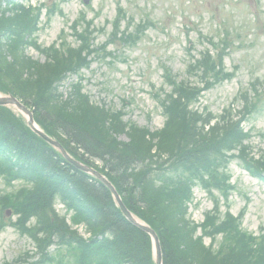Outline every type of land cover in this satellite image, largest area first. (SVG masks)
Wrapping results in <instances>:
<instances>
[{"label": "trees", "instance_id": "16d2710c", "mask_svg": "<svg viewBox=\"0 0 264 264\" xmlns=\"http://www.w3.org/2000/svg\"><path fill=\"white\" fill-rule=\"evenodd\" d=\"M2 1L0 91L22 99L34 109L36 121L49 135L59 139L75 158L108 176L127 207L157 232L164 264H264L263 244L239 231L231 214L220 224L216 215L203 224L206 236L226 234L224 246L216 253L204 245L202 238H195L197 226L188 218L187 203L197 181L225 196L232 188L221 170L228 163L226 151L236 149L243 139L238 127L224 135L220 126L205 132L198 126L197 114L188 111L190 97L178 94L170 107L172 119L166 130L149 139V131L132 125L126 132L130 142H119L113 134L124 133L126 126L118 115L94 110L79 91L68 101L54 92L53 83L58 75L70 67L79 69L83 64L71 56L63 65L58 54L53 57L54 63L45 66L27 60L23 52L26 34L23 17L27 12L22 10L18 14L14 9L16 16L6 18ZM90 40L89 37V48L85 47L88 56L94 52ZM67 54L81 58L76 51ZM206 64L222 73L221 58L206 60ZM193 91L195 97L198 91ZM154 147L156 155L152 154ZM11 154L19 164H13ZM97 160L102 162L101 167L95 164ZM0 170L9 183L22 180L33 185L6 196L1 206L3 211L11 208L19 215L16 226L39 242L42 259L27 264H71L63 250L77 264H153L151 237L125 219L110 191L63 160L3 107H0ZM166 173L173 175L169 177ZM57 195L76 212L75 224H87L94 236L88 244L80 243L55 214L53 200ZM32 218L36 226L27 228ZM52 244L56 245L55 254L47 252ZM193 251L197 252L195 257L191 255Z\"/></svg>", "mask_w": 264, "mask_h": 264}, {"label": "rangeland", "instance_id": "374dc122", "mask_svg": "<svg viewBox=\"0 0 264 264\" xmlns=\"http://www.w3.org/2000/svg\"><path fill=\"white\" fill-rule=\"evenodd\" d=\"M55 0H25L26 3L51 4ZM116 0H88L85 5L89 17L97 12V26L105 24L116 16ZM130 14L138 21L140 16H151L161 24V29L148 31L147 36L134 49L126 51V62L118 63L114 68L105 64H94L92 70L85 73L86 92L96 103H106L114 109L123 108L126 101L131 102L126 109L127 121L148 126L152 130L160 129L165 119L161 109L153 97V87L160 88L163 84V63L168 64L176 75L182 77L188 63V41L196 44L193 55L199 57L203 45L198 40L199 31L206 36H218L226 30L233 32L236 47L226 59V66L232 69L239 67L238 74L231 82H226L207 92L203 96V106L209 107L214 113L220 114L223 109L233 102L237 94L247 88L249 83L259 77L264 78V0H122ZM63 16L54 17L49 25L43 22V28L38 34L39 42L48 46L54 43L61 31L77 18L85 8L84 0H70L64 4ZM189 31H187L188 29ZM193 32H192V31ZM107 33L99 36L98 41L107 39ZM186 33V34H185ZM74 43V39H69ZM29 54L43 60L36 51L30 49ZM237 109V107H236ZM245 130L251 132L247 144L258 156L264 152V99L261 110L251 116L244 124ZM124 139V138H123ZM232 182L236 184L229 203L230 211L238 216L244 213L242 229L258 235L264 230V181L252 178L242 169L238 160L229 166ZM5 188L0 179V192ZM222 213L225 204L222 203ZM57 209L64 214L60 204ZM213 209V199L200 188L195 189L194 201L190 206L191 219L201 223L204 215ZM221 236L217 237L214 247L224 246ZM206 246L211 245V239H205ZM227 244V243H226ZM33 243L27 237L9 227L0 234V264H12L21 254L33 250ZM231 246V245H230ZM233 246V245H232ZM225 250L228 246L224 247ZM197 252H192L195 257ZM195 255V256H194Z\"/></svg>", "mask_w": 264, "mask_h": 264}, {"label": "water", "instance_id": "95a60500", "mask_svg": "<svg viewBox=\"0 0 264 264\" xmlns=\"http://www.w3.org/2000/svg\"><path fill=\"white\" fill-rule=\"evenodd\" d=\"M16 103V104H18L15 100H13V99H10V100H0V104H8V103ZM19 105V104H18ZM20 106V105H19ZM21 107V106H20ZM46 138V137H45ZM47 140H48V138H46ZM79 167H81L79 164H77ZM109 186H111L110 184H109ZM112 188V187H111ZM112 191H113V193H114V195H115V197L117 198V201H118V203H119V205H120V207H121V209H122V211L125 213V215L132 221V222H134V223H137L134 219H133V217H132V215H131V213H129L128 211H127V209L125 208V206L123 205V203L121 202V200H120V198H119V196H118V194H117V192L112 188ZM138 225H140V224H138ZM143 229H145L146 231H148V232H152L149 228H147V227H144V226H142V225H140ZM153 234V233H152ZM154 236V235H153Z\"/></svg>", "mask_w": 264, "mask_h": 264}, {"label": "bare ground", "instance_id": "6f19581e", "mask_svg": "<svg viewBox=\"0 0 264 264\" xmlns=\"http://www.w3.org/2000/svg\"><path fill=\"white\" fill-rule=\"evenodd\" d=\"M124 216V215H123ZM125 217V216H124ZM126 220H128V218L125 217Z\"/></svg>", "mask_w": 264, "mask_h": 264}]
</instances>
